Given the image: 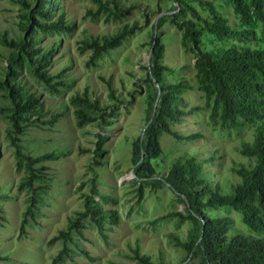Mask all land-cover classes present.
Segmentation results:
<instances>
[{"label":"rangeland","instance_id":"rangeland-1","mask_svg":"<svg viewBox=\"0 0 264 264\" xmlns=\"http://www.w3.org/2000/svg\"><path fill=\"white\" fill-rule=\"evenodd\" d=\"M56 1L58 10H55L54 17L62 11L73 28L67 33H38V43L48 47L58 42L48 71L53 74L69 66L65 74L66 86L53 94L26 68L18 72L20 83L29 91L41 95L45 101L48 110L46 117L54 112L63 113L51 128L32 125L20 135L24 153L32 156L54 153L53 158L43 161L49 167L48 176L44 181L35 182V185L46 184L47 188L39 191L37 211L34 218H29L21 236L18 233L19 221L28 191L16 189L23 171L15 168L13 148L4 135L7 121L0 115V196L8 195L7 198H0V255L7 257L0 260V264H49L62 244L60 240L51 244L47 241L65 228L67 218L75 210L82 209L83 194L89 192V179L93 175L94 186L99 194L94 196L95 201L104 209H114L118 221L116 224L106 223L104 239L96 226L85 219L82 236L72 234L74 242H69V256L60 264H110V261L139 264L130 258L136 246L141 253L150 255L155 263L198 264L197 258L180 263L185 251L175 245L177 240L187 239L190 227L188 220L169 216L152 222L155 217L168 211L184 212V204L177 200L165 183L156 186L142 184V196L139 198L135 189L139 180H133L135 174L131 162L132 139L141 133L150 110L149 98L145 95L147 85L142 80L145 78L144 66L150 64L149 41L152 34L160 35L165 46L162 61L170 68L165 74V81L187 79L193 86L182 94L180 106L187 110L195 105L203 106L205 102L203 93L196 87L193 66L195 56L182 44V30L169 22L176 3L172 0H119L124 6L134 4L136 7L124 18L106 22L102 15L93 19L87 14V9H96L91 0ZM215 3L229 23L238 26L231 5L225 1ZM198 10L203 17H208L206 11L199 7ZM21 11L19 3L0 0V35L4 33L8 38L21 35L18 24ZM186 16L190 17V14ZM35 19L39 17L34 16ZM133 22L140 29L104 55L96 65H85L89 51L80 53L78 44L82 39L109 35L122 24ZM205 36L203 46L206 48L211 45L224 47L232 42L223 45L211 35ZM255 36L250 42L264 44V34L259 28H256ZM8 53L9 49L0 44V78L5 75ZM103 79L111 81L115 94L124 102L116 103L117 115L110 118L112 122L109 125L104 126L107 136L102 146L104 153L97 157L99 164H95L92 162L95 133L102 132V129L96 123L77 127L68 99L86 87L91 98L98 97L102 105L111 104ZM148 87L149 92H152L153 85ZM6 102L0 91V105ZM172 129L182 134L198 132L201 136L180 141L163 134L160 138L163 152L159 158L152 160L159 175L165 173L177 159L194 155L201 161L214 155L208 171L212 181H219L224 186L238 178L232 171L233 167L252 163L237 150L243 141L252 139V128H222L209 118L208 108L203 107L186 115L173 123ZM89 164L93 170L88 167ZM207 211L212 216L228 217V235L244 232L264 236V232H251L242 223L239 212L229 207H211Z\"/></svg>","mask_w":264,"mask_h":264},{"label":"trees","instance_id":"trees-1","mask_svg":"<svg viewBox=\"0 0 264 264\" xmlns=\"http://www.w3.org/2000/svg\"><path fill=\"white\" fill-rule=\"evenodd\" d=\"M20 4L19 14L21 35L8 38L0 35V44L9 49L6 57L5 75L0 78L1 96L7 101L0 105V115L7 121L4 135L13 148L16 170L23 174L16 184L18 191L27 190L25 209L19 221V236L24 234L29 218H34L38 208L39 191L47 188L46 184L35 185L48 176L49 167L43 161L53 158V152L32 156L21 149L20 135L29 126H47L51 128L63 116L62 112H54L46 117L48 110L41 95L26 89L18 79V72L26 68L46 89L57 94L66 86L65 74L69 66L57 73H49L51 57L56 52L58 42L48 47L38 43V33L71 32L73 24L67 21L58 10L56 0H12ZM96 9H87L93 19L103 16L107 21H116L131 14L134 4L124 6L119 0H91ZM173 13L169 22L182 30L181 42L195 56L196 87L203 93L204 105H195L185 110L181 96L193 86L187 79L165 81V74L170 68L162 61L165 46L160 35L152 34L150 46V64L145 65L147 85L146 98H149V114L145 120V128L132 139L131 162L133 180H139L135 188L139 198L142 196V184L153 186L165 183L175 194L178 201L184 204V212L168 211L155 217L152 222L169 216L180 220H188L190 227L187 239L177 240L175 245L181 247L185 254L180 263L187 259L197 258L198 264H264V236L237 232L228 235V217L212 216L207 209L211 207H229L239 212L241 221L254 233L264 232V44L250 42L256 37V28L264 34V0H172ZM216 1H225L231 5L238 19V26L231 25L226 16L218 8ZM206 11L203 17L198 7ZM187 13L190 17H187ZM34 16L39 19L34 20ZM34 20V22H33ZM147 20V19H146ZM160 21L157 23L159 24ZM140 29L136 22L124 23L112 34L93 36L82 39L78 44L80 53L89 51L85 61L87 67L94 66L136 30ZM207 35L225 45L209 48L203 46ZM108 90L111 104L102 105L98 97H90L88 88L69 96V104L77 127L96 123L102 132H96V141L92 150V162L99 164L97 157L104 153L103 143L106 140L104 126L109 125L117 115L116 103H123L111 85L109 79H103ZM148 85H153L149 92ZM155 109L153 111V106ZM209 109V118L218 122L222 128H252V139L243 141L238 152L250 159L251 164H239L232 168L237 179L221 185L211 180L208 167L213 164L214 155L201 161L191 155L173 161L165 173L159 175L152 160L163 152L160 138L168 134L176 140H193L200 133L182 134L172 129V124L186 115L201 109ZM89 150V149H82ZM93 170L92 165L88 166ZM89 192L83 194L82 209L74 211L67 218L64 229L53 235L48 244L60 240L62 247L51 257L49 264H60L69 256V242L72 234L82 236L83 221L89 220L96 226L99 234L105 239L106 223L116 224L118 214L114 209H104L96 202L94 196L99 195L94 186L95 175L90 179ZM3 194L0 198H7ZM84 254H87L83 251ZM7 257L0 255V260ZM139 264L155 263L151 256L141 253L138 246L132 249L130 256ZM110 264H125L110 261ZM167 264V263H166Z\"/></svg>","mask_w":264,"mask_h":264},{"label":"water","instance_id":"water-1","mask_svg":"<svg viewBox=\"0 0 264 264\" xmlns=\"http://www.w3.org/2000/svg\"><path fill=\"white\" fill-rule=\"evenodd\" d=\"M154 109H155V104H154V106H153V111H154ZM145 128V127H144ZM144 128H143V130H144ZM143 132V131H142Z\"/></svg>","mask_w":264,"mask_h":264}]
</instances>
